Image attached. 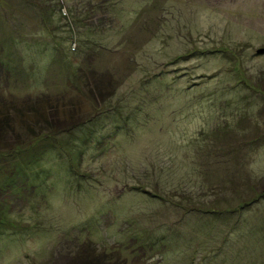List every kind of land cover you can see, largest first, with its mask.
Masks as SVG:
<instances>
[{"label":"rangeland","instance_id":"1","mask_svg":"<svg viewBox=\"0 0 264 264\" xmlns=\"http://www.w3.org/2000/svg\"><path fill=\"white\" fill-rule=\"evenodd\" d=\"M0 124V264H264V0H0Z\"/></svg>","mask_w":264,"mask_h":264},{"label":"trees","instance_id":"2","mask_svg":"<svg viewBox=\"0 0 264 264\" xmlns=\"http://www.w3.org/2000/svg\"><path fill=\"white\" fill-rule=\"evenodd\" d=\"M60 11V10H59ZM257 88H259V87H254V89L255 90H259V89H257ZM251 89H252V87H251ZM13 109L16 111V112H18V111H21L22 110V107H13ZM51 125H52V123H50ZM54 125V124H53ZM52 125V126H53ZM0 128H2V126H1V124H0ZM67 129V128H66ZM65 129V130H66ZM7 135H6V133L4 132L3 134H0V147L2 146V142H5L4 143V147H1L0 149H1V151H0V154L2 153V151L4 150V149H6L7 147L8 148H10V149H16V148H19L20 147V144H16V145H13L15 142H12L10 139H8V137H6ZM26 136L24 135V137L23 138H25ZM7 148V149H8ZM5 153H9V152H7V151H5ZM4 154V153H3ZM71 169H73L74 170V173H76L77 174V171H75V169L76 168H71ZM24 180V179H23ZM260 197H264V191H261L260 192ZM213 212H215V210H212ZM1 223V222H0ZM6 224H8L7 222H6ZM87 258V257H86ZM101 264L100 263V261L98 260V259H94V258H91V260L89 259V261H84L83 263L81 262V264Z\"/></svg>","mask_w":264,"mask_h":264}]
</instances>
